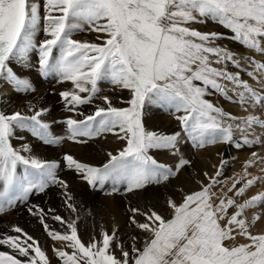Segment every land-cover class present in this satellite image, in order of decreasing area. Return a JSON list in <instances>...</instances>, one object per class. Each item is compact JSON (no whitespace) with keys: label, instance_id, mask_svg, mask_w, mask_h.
<instances>
[{"label":"snow or ice","instance_id":"6c2138e0","mask_svg":"<svg viewBox=\"0 0 264 264\" xmlns=\"http://www.w3.org/2000/svg\"><path fill=\"white\" fill-rule=\"evenodd\" d=\"M209 20L232 35L189 26ZM41 22L46 38L37 46L34 36ZM85 24L97 33L96 41L73 38ZM224 39L264 56V0H0V79L27 89V82L16 77L6 62L10 58L23 61L38 47L41 69L55 72L62 82L73 85L59 93L69 112L93 102L100 80L108 79L114 86L129 90L127 107L113 106L109 97L103 96L105 106L96 105L88 115L77 112L83 119L68 117L64 121L68 139L112 133L126 141L125 146L115 154L109 152L107 162L100 167L69 154L63 161L93 188L112 180L132 192L166 182L190 164L181 158L173 171L149 155L150 149L175 150L181 134L146 131L142 124L145 105L183 112L176 119L194 147L224 143L241 149L261 143L255 135L256 127L264 129L261 116L249 113L236 117L206 98L223 96L245 111L264 108V60L238 56L218 43ZM54 49L59 50V56L53 60ZM241 61L251 70L242 68ZM229 65L238 71H230ZM244 71L262 87H253L243 79ZM30 111L33 114L0 111V212L27 203L31 194L43 193L51 185L64 190V203L75 211L68 184L57 175L59 163L23 155L30 153L29 145L17 149L10 142L16 129L30 130L45 144L59 141L50 135L49 124L42 119L49 110ZM234 131L240 133L239 139ZM257 160L264 161V157L253 152L243 172L229 178L231 186L217 194L213 188L223 184L220 177L228 164L221 158L213 175L204 173L208 182L198 181L199 190L184 194L179 203L167 199L171 218L152 208H131L130 224L146 234L142 248L136 246L137 237L133 236L131 249H126L117 241L116 229L111 234L102 230L101 240L93 237L85 245L75 221H64L49 209L54 221L66 223L67 230L61 233L50 229L43 208L32 205L27 210L39 218L53 241L72 249L69 253L64 247L53 248L62 264H264V233L253 234L245 216L247 209L264 205V191L238 203L252 186L264 183V175L248 171ZM20 165L22 173L18 172ZM259 218L254 215L252 223ZM11 231L15 234L0 233V246L11 250L0 251V264H49L45 251L30 234L16 225ZM238 237L248 243L236 244ZM113 244L120 256L110 251Z\"/></svg>","mask_w":264,"mask_h":264},{"label":"rangeland","instance_id":"374dc122","mask_svg":"<svg viewBox=\"0 0 264 264\" xmlns=\"http://www.w3.org/2000/svg\"><path fill=\"white\" fill-rule=\"evenodd\" d=\"M41 15H43L42 10H41ZM189 26L196 28L200 31H205V32L217 31V32L225 33L227 36L232 35L229 30L223 28L222 26H220L216 23H213L210 20L207 23L202 24V26H201V24H191ZM200 26H201V28H200ZM83 27H84V30L79 31V32H75L73 34V38L80 40V41H89V42L96 41L97 33L93 32V31H89L88 26L86 24ZM44 35L45 34L43 32V22H41L40 28L37 30V32L34 36V41H35L34 43L37 46L45 38ZM85 36L87 37V39L82 40ZM218 43H220L222 46L227 45V47L231 51L236 53L238 56H254L258 60H264V56H261L260 54H256V53L252 52L251 50L243 47L239 43L233 42L230 39H224V40L219 41ZM33 49H31L27 53L25 60L20 61V60L14 59V58L13 59L10 58L9 61H7L6 63H7V66L12 69V71L16 75V77H18L20 80L26 79L27 76L25 74H23L24 73L23 71L26 69L29 72V70L31 69L29 67H30V65L33 64L32 66L36 67V68H33V70H34L33 76H34V79L36 80L35 86H34L33 81L28 80L29 77H27V80H26L28 87H29L27 89H25L23 87L18 88L16 85L12 84L11 82L0 79V111L4 112L6 114H11V113L17 112V111L21 112L22 114H25L23 112L25 109L23 110V108H22L23 105H27V107H28L29 102L37 103L39 101L44 100L46 96L50 95V96H54L55 99L52 97V101H53L54 105L57 107L58 111L65 109V112H67L68 110L65 107L59 93L61 91L70 90L73 87L72 83L70 81H63L62 82L55 72L45 73L39 65V48L35 47ZM33 51L35 52V54ZM55 51H56V49H54L53 55H55ZM29 53L33 54V55L31 54L32 57ZM56 54H57V56L59 55L58 52ZM28 57H29V60H28ZM53 59H55L54 56H53ZM12 60H13V62H12ZM27 60L29 61V63L27 62ZM241 64H242V68L249 70V71L251 70L250 65L244 64L243 61H241ZM25 65H26V68H25ZM229 70L234 71V72L238 71V69H236L235 67H233L231 65H229ZM18 71H21V72L19 73ZM20 74L22 75L21 77H20ZM242 77H243V79L247 80L253 87H256L258 89L260 87H262V85L260 84L259 81L253 80L252 78L247 76L246 71L242 72ZM37 78H38V80H37ZM197 83H199V82H197ZM30 85H31V87H30ZM97 87L99 89V93L93 99V102L89 105L78 106L77 112H82L84 115H88V114L94 112L96 105L105 106L103 104L102 99H101V97H103V96L109 97L113 106H116V107H127L128 106L126 101L129 100L131 98V96L129 95L130 98L129 97L126 98L125 95L128 93L129 90L122 89L118 86H114L110 82V80H108V79L98 81ZM8 89H10V90H8ZM50 92H51V94H50ZM82 95H84V94H82ZM229 95L233 96V99H235V96L233 93L230 92ZM206 98L209 99L210 101H213V102H215L214 99H216V102L218 103V105L220 107H222L226 112H229L233 116H236V117H243L242 116L243 108L241 106H238L237 103H233L232 101L226 99L223 96H219V95H216V96L215 95H209ZM50 105H53V104L51 103ZM31 107H33L32 104H31ZM82 107H83V109H82ZM84 108H85V110H84ZM248 109L249 110L246 111L245 115H248L251 112L252 114H255V115L258 114V116H261L262 119H264V108L257 107L256 110L255 109L252 110L253 108L249 107ZM77 112H76V114H77ZM73 113H75V112H73ZM235 113H237V114H235ZM183 114H184L183 112L174 113V110H169V109H167L165 107H161L160 105H157V104L145 105V107L143 109L142 124H143L146 131H151V132H156V133L166 134V135H172V134H175L178 132L181 134L180 139L178 141V144H176L175 150H173L171 148H169V149H150L149 155L152 154L151 156L154 159H156L158 163L168 165L169 167H171L173 169V171L176 170L175 166L177 163H179L181 158L190 161V164L185 165L184 167H182L179 170L181 173L180 175H179V171H178L175 176L170 177V179L166 182H162L160 184L153 183L152 185H154V189L153 190L151 189L150 195H148L147 191H145L143 193V190L150 189L152 186L151 184L147 185L146 187H144L142 189L134 190V191L129 193V192L125 191V185L124 184H120V183L114 184V182L112 180H108L103 185H98L95 188H93L86 181L82 180L81 176H80L79 179L82 181V183H85L84 184L85 188L87 187L86 189H87V191L88 190L89 191H88V194L87 193L80 194L82 191L78 192V191H76L75 187L73 188V186L68 185L67 190L72 196L71 203L74 205L75 211H72L71 209H69L66 206V204L64 203L63 193L58 190V188H60V187L57 185H51L43 193L31 194L27 203L18 204L15 208H8L7 210L0 212V233L15 234L11 231L12 226L15 224L16 226H19L20 228H22L24 230V232L30 234L38 242V244L40 245L42 250L45 251L46 256L48 258L50 257L49 260H51L52 262L50 261L49 264H62V261L55 255L53 248L54 247L55 248L64 247V250L69 252V253L72 252V249L65 247L59 241H53L51 239V237L48 236V234L45 231L44 227L42 226L39 218L37 216L31 215L28 212L27 209L30 206L38 205L39 207H41L45 210V213H47V215L45 217V222L49 225L50 229H52V230L60 231L61 233H63L67 230V225H66V223L61 224V222H59V221H54L51 218L53 213H49V211H48L49 209H54L55 210L54 214L60 215L64 219V221H67V222L75 221V226H76L77 231H78V237L81 239V241L85 245H87L89 242H91L93 237H95V239L98 241L101 240L102 239V236H101L102 230L111 234L113 232V229H116L115 235L117 237V241L123 243L126 249H129V250L131 249V246L133 243V241H132L133 236L137 237L136 246L138 248H142L146 234L141 233L139 230L135 229L134 226H132L130 224L129 218L132 215V213L130 211L131 208L128 207L124 211H122L121 215L124 217V219L121 221H118L114 218L113 214L108 212V210L101 208L100 206L92 204L88 200V198L91 199V201H95L96 199L100 198L101 196L106 195L105 188L109 187L108 189L114 190L113 195H111V197H113V198L117 197L120 193L122 194L123 191H124L123 194H125L128 198H133L134 199V201H133L134 207H132V208H139L142 211L147 210L149 208H152V209H155L157 211L162 212V214L166 218H171L166 201L170 197L172 199H174L176 202L182 201L183 186H182V180H181L180 176L185 175V177H186L187 175H189V173H192L194 175L193 179H195V178H197V175H198L197 173L201 172V167L204 166V165H198L197 163H199V164L205 163L206 166L209 165V162H204L203 160H201V158L198 157L197 152H200V151L203 152V151L208 150V149L210 151L212 148H215V147L218 149V152L213 153L214 160H211L212 162L215 161V163H216V164H214V167H212V170H214V172H215V168L217 166H219L221 158L228 161V164L225 166V168L222 172V175L220 177V180L223 181V184L213 188L214 192H216L217 194H220L221 193L220 189L226 190L227 187L231 186V180L229 178L234 177L233 176L234 172L238 169L237 165L239 163L251 158V154L253 152L257 153V155H258L264 149V148H262V149L259 148V147H261V144H263L262 141L264 142V139L261 140V143H258L255 145H245L241 149L235 148L234 144L228 145V144H224V143L207 144L203 148L194 147L191 138H189L183 132L179 121L176 119L177 115H183ZM25 115H31V114H25ZM74 119H83V116L77 115L76 118H74ZM59 122H61V121L58 118L57 124L60 127ZM62 122H63V125L66 126V129L68 130L67 125L64 123V120ZM153 125H156L157 126L156 129H160V130H152V127H154ZM163 127H166L167 129L161 130V129H163ZM52 128H53V126L49 127L50 135L53 137H57V135L54 133L57 132V130L59 131V129H57L54 132L52 130ZM256 128H258V127H256ZM15 132L16 133L14 134V136L11 138V141H10L13 147H14L13 143L15 142V139H17L18 134H20V135L25 134V135H27V139H32V140L36 141L37 143L39 142L40 145L39 144L38 145L41 146V148H42V150L40 151L41 157L46 156V151L49 149L56 150L57 151L56 153L58 154V156H56L55 160L57 162H58V160H61L62 165H63L61 167L62 168L64 167L65 169H68L66 167V163L63 161V156L65 154H61V153H64L63 150L59 151L62 143H67V142L70 143L72 141H74V142L83 141L84 143H90V142H98L99 141V142L103 143L104 145H106L108 139H117V136L112 134V133H103V134H101L99 136H95L93 138L77 137L75 140L68 139L69 135L67 134V135H63V136L59 137L60 139L56 144H45L40 138L33 136L30 130L16 129ZM255 135L260 137L259 130L255 131ZM234 137L236 139H239L240 133L234 131ZM249 138L252 139L253 137L250 136ZM79 143H82V142H79ZM191 153L193 155H195V153H196L195 156H196L197 160L199 159V161L194 162L191 159V157L193 158ZM58 157H59V159H58ZM257 161H259V160H257ZM102 165H103V163L100 164L99 166L97 165L96 167H100ZM262 168H264V167L263 166L259 167V165H257V162H256L255 166H252V168H250L253 170V171H251L253 173H251V172L250 173L253 175L256 171V174H254V175H256V176L264 175V172H261ZM74 171L75 170H69V169L67 170L65 175L68 176V179H69V174L71 172H74ZM18 172H20V173L23 172V166L22 165L18 166ZM214 172H213V174H214ZM182 173H184V174H182ZM61 177H63V175ZM64 179L66 180V177H64ZM258 183H257V185H259V186L262 185V183H259V184ZM262 186H264V183ZM263 189H264V187H260L261 191H264ZM61 190H62V188H61ZM140 190H142V192H140ZM90 192L94 193L95 195H92V194L90 195L89 194ZM114 193H115V195H117V194L118 195L115 196ZM133 193L136 195H133ZM229 195H231V193H229ZM132 196H134V197H132ZM83 197H86V198H84L85 200L83 199ZM150 197L152 198V200H155L154 205L149 204V198ZM77 198H79L83 201L82 203H79V205L76 203ZM239 200H238V203L241 202ZM136 202H138V203H136ZM233 211H234V209H233ZM6 218H8V219H6ZM136 218L137 219L139 218L140 220H142V217H140V216H137ZM3 223L5 226L3 225ZM7 223H8V225H7ZM11 224H13V225H11ZM254 226L251 223L250 231L253 234H259L260 230L258 231V229H259L258 223H256V225H254ZM68 231H70V230H68ZM260 233H261V231H260ZM45 238L46 239L50 238L51 248H48L49 244L47 241L45 244V240H46ZM229 243H232V242H229ZM235 243L236 244L248 243V241L244 237H238L237 240L235 241ZM0 251H7V252L11 253V250L7 246H0ZM110 251H113L115 255L120 256V250L115 247V244H113L111 246ZM18 258H20V257H18Z\"/></svg>","mask_w":264,"mask_h":264},{"label":"bare ground","instance_id":"6f19581e","mask_svg":"<svg viewBox=\"0 0 264 264\" xmlns=\"http://www.w3.org/2000/svg\"><path fill=\"white\" fill-rule=\"evenodd\" d=\"M201 26H202V24H201ZM201 26H200V28H201ZM217 26V25H216ZM208 30V29H207ZM78 34V33H77ZM45 36V35H44ZM46 38V37H45ZM44 38V39H45ZM85 39H87V37L85 36L82 40H85ZM35 42V41H34ZM225 44V43H224ZM227 44V43H226ZM227 46V45H226ZM36 48H38V47H36ZM34 50V49H33ZM38 50V49H37ZM36 50V51H37ZM34 52V51H33ZM38 52V51H37ZM58 52V54H59V50L58 49H56V51H55V55H53L54 56V58H56V57H58L57 56V53ZM30 54V53H29ZM32 54V53H31ZM30 54V55H31ZM34 54H35V52H34ZM33 55V54H32ZM32 55H31V57H32ZM34 57V56H33ZM13 59V58H12ZM17 60V59H16ZM25 60V59H24ZM28 60H29V57H28ZM27 60V62L29 63V61ZM34 60V59H33ZM54 60V59H53ZM12 62H13V60H12ZM18 62V61H17ZM25 62V61H24ZM26 63V62H25ZM27 64V63H26ZM14 65V64H13ZM21 65V64H20ZM30 65V64H29ZM33 65V64H32ZM32 65H30V67L29 68H31L30 70H29V72L25 69L23 72V74H25L27 77H29V81H33L34 82V86H35V84H36V80L34 79V76H33V74H34V70H33V68H36V67H33ZM214 66H216V65H214ZM14 68V67H13ZM20 68V67H19ZM25 68H26V65H25ZM38 68V67H37ZM28 69V68H27ZM14 70V69H13ZM20 70V69H19ZM22 70V69H21ZM19 73L21 72V71H18ZM28 73V74H27ZM18 74V73H17ZM24 75V76H25ZM22 75L20 74V77H21ZM27 77H26V79H24L23 81H26L27 80ZM37 80H38V78H37ZM38 82V81H37ZM33 84V83H32ZM39 84V83H38ZM44 85V84H43ZM33 86V85H32ZM47 86V85H46ZM30 87H31V85H30ZM29 88V87H28ZM33 88V87H32ZM37 88V87H36ZM8 90H10V89H8ZM48 90V89H47ZM50 94H51V92H50ZM123 94V93H122ZM5 95V94H4ZM129 95H130V91H128V93L125 95V97L126 98H128L129 97ZM216 96V95H215ZM52 97L54 98V96H50V95H48V96H46L45 97V99L44 100H42V101H39V102H37V103H33V102H29V106L27 107V105H23L22 106V108H23V112L25 113V114H33V112L32 111H30V108L31 109H35V110H39V109H41V108H47L49 111L48 112H46L44 115H43V119H44V121L46 122V123H48L49 124V127L51 126H53V128H52V130L55 132L57 129H59V131L57 130V132H55L54 134H56L57 135V137L59 138V137H61V136H63V135H69V132H68V130L66 129V126H64L63 125V120L65 121V119L66 118H68V117H74V118H76V116H77V114H76V112L75 113H73V112H65V109L64 110H59L58 111V109H57V107L54 105V103H53V101H52ZM3 98V97H2ZM130 98V97H129ZM5 99V98H4ZM55 99V98H54ZM215 100V102H213L214 104H217L218 105V103L216 102V99H214ZM219 100V99H218ZM220 102V101H219ZM53 104V105H50V104ZM31 104L33 105V107H31ZM220 104V103H219ZM238 104V106H240V104L239 103H237ZM11 105V104H10ZM25 106V107H24ZM219 106V105H218ZM10 107V106H9ZM21 108V109H22ZM82 109H83V107H82ZM87 109V108H86ZM233 109V108H232ZM256 110V108H253L252 110ZM84 110H85V108H84ZM249 110V109H248ZM238 111V110H237ZM241 111V110H240ZM243 111H244V109H243ZM242 111V116H246L245 114H246V111H244L243 112ZM251 113V112H250ZM258 113V112H257ZM235 114H237V113H235ZM248 114V113H247ZM258 115V114H257ZM58 118H59V120L61 121V122H59L60 123V127H59V125L57 124L58 123ZM262 118V117H261ZM148 121V120H147ZM150 123V122H149ZM151 124V123H150ZM63 125V126H62ZM154 127H152V130H160V129H156V125H153ZM165 129H167L166 127H163V129H161V130H165ZM259 130V135H260V137H261V140L262 139H264V129H261V128H256L255 129V131H258ZM16 133V132H15ZM55 135V136H56ZM101 137V136H100ZM99 137V138H100ZM262 143L263 144H261V147H259L260 149H262V148H264V142L262 141ZM24 144H27V145H29V147H30V153L29 152H24V153H22L23 155H34V156H36V157H38V158H40V159H43V160H49V161H52V160H55V158H56V156H58V154L56 153L57 151L56 150H53V149H49V150H47L46 151V156H44V157H41V155H40V151L42 150V148H41V146H39L40 144H39V142L37 143L36 141H34V140H32V139H27V135H25V134H18V137H17V139H15V142L13 143V145H14V147L15 148H17V149H19V148H21V146L22 145H24ZM39 144V145H38ZM125 144H126V141H123V140H118V139H108V141H107V143H106V145H104L103 143H101V142H90V143H84V142H82V143H79V142H74V141H72V142H70V143H62V145H61V148L59 149V151L60 150H63L64 151V153H61V154H69V155H72L75 159H77L78 161H80V162H82V163H86V164H89V165H91V166H99L100 164H104V163H106L107 162V160H108V153L109 152H111V153H113V154H115L119 149H121L122 147H124L125 146ZM178 144V143H177ZM220 146V145H219ZM225 146V145H224ZM189 147V146H188ZM222 147V146H221ZM220 147V148H221ZM187 148V147H186ZM264 150V149H263ZM261 151L259 154H258V156H260V157H264V151ZM209 149L208 150H205V151H203V152H197L198 154V157L199 158H201V160H203L204 162H209V165L208 166H206L205 165V163H203V164H199V163H197L198 165H204L203 167H201V172L200 173H197L198 175H197V178H195V179H193V174L192 173H189V175H187L186 177H185V175L184 176H180L181 177V180H182V186H183V192H182V195H184V194H186V193H191V192H193V191H197L198 189H200V184L198 183V181H203L204 183H207L208 181H207V179L205 178V176H204V173L205 172H207L210 176L213 174V172H214V170H212V167H214V164H216L215 163V161L214 162H212L211 160H214V157H213V153H216V152H218V149L215 147V148H212L209 152ZM258 151V150H257ZM185 153V152H184ZM40 155V156H39ZM152 155V154H151ZM191 155L193 156V158L191 157V159L194 161V162H197V161H199V159L197 160V158H196V153H195V155H193L192 153H191ZM217 156V155H216ZM156 158V157H155ZM216 158V157H215ZM58 159H59V157H58ZM161 160V159H160ZM56 161V160H55ZM177 161V160H176ZM247 160H245V161H243V162H241V163H239L238 165H237V170L234 172V175L233 176H235L236 174H238V173H242V171L244 170V165H245V163L244 162H246ZM219 162V161H218ZM58 163H59V167H58V171H57V175H58V177L60 178V179H62V180H64V181H66L67 182V184L69 185V186H73V188L75 187V189H76V191H78V192H81L80 194H85V193H87L88 194V191H87V187L85 188V183H82V181L79 179L80 178V174H78V173H76L75 171L74 172H71L70 174H69V179H68V176L67 175H65L66 174V172H67V170L68 169H65L64 167V169L61 167V166H63L62 165V162H61V160H58ZM237 163V162H236ZM257 165H259V167L261 166H263L264 167V161H257ZM255 166V165H254ZM200 167V166H199ZM250 168H252V167H250ZM250 168H248V171L249 172H251V171H253L252 169H250ZM257 168V167H256ZM256 170V169H255ZM183 172V171H182ZM195 173V172H194ZM251 173H253V172H251ZM181 173H180V171H179V175H180ZM182 174H184V173H182ZM196 174V173H195ZM254 174H256V171H255V173ZM253 174V175H254ZM259 174V173H258ZM63 175V177H61ZM65 175V176H64ZM64 177H66V180L64 179ZM83 180V179H82ZM260 183V182H259ZM258 183V184H259ZM109 184V183H108ZM120 184H122V183H120ZM152 185V184H151ZM262 185H263V183H262ZM259 186V185H254V186H252L247 192H246V194H245V197H242L239 201H241L240 203H242L243 202V199H247V198H249V197H251L252 195H254V194H256V193H258V192H261V190H260V187H264V186ZM111 186V185H110ZM156 186V185H155ZM158 186V185H157ZM121 187V186H120ZM107 188V189H106ZM105 188V193H106V195H103V196H101L100 198H98V199H96L95 201H91V199H89L88 198V200L92 203V204H94V205H97V206H100L101 208H104V209H106V210H108V212L109 213H111V214H113V216H114V218L116 219V220H118V221H121V220H123L124 219V217L121 215V212L122 211H124L126 208H132V207H134V199L133 198H128L125 194H123L124 193V191H123V193L121 194H117V195H115V193H114V195L115 196H117V197H115V198H113V197H111V195H113V189H108L109 187H106ZM114 188V187H113ZM119 188V187H118ZM150 188V187H149ZM157 188V187H156ZM115 189V188H114ZM151 189L153 190L154 189V185H152L151 186V188L150 189H147V190H143V193L145 192V191H147L148 192V195H150L151 194ZM227 189V188H226ZM58 190L60 191V192H62L63 193V189L61 190V187L60 188H58ZM102 190V189H101ZM264 190V189H263ZM220 191H222L221 189H220ZM93 192V191H92ZM92 192H90L89 194L91 195H95L94 193H92ZM103 192V191H102ZM140 192H142V190H140ZM130 193V192H129ZM136 193V192H135ZM138 193V192H137ZM98 194V193H97ZM101 194V193H100ZM133 195H136V194H134L133 193ZM79 197V196H78ZM131 197V196H130ZM132 197H134V196H132ZM136 197V196H135ZM84 198H86V197H83V199ZM137 199V198H136ZM77 201H76V203L79 205V203H82L83 201L81 200V199H79V198H77L76 199ZM85 200V199H84ZM89 202V203H90ZM141 202V201H140ZM154 202H155V200H152V198L150 197L149 198V204H151V205H154ZM179 202V201H178ZM177 202V203H178ZM136 203H138V202H136ZM156 205V204H155ZM144 206V205H143ZM147 206V205H146ZM148 207V206H147ZM147 209V208H146ZM254 215H259V219L258 220H256L254 223H252V218H253V216ZM245 216H246V218L248 219V221L250 222V224L252 223L253 224V226L254 225H256V223H258V226H259V229H258V231L260 230L261 231V233H264V205H261V206H257V207H254V208H250V209H247L246 211H245ZM20 217V216H19ZM17 218V217H16ZM21 218V217H20ZM6 219H8V218H6ZM139 219V218H138ZM3 222V221H2ZM8 222V221H7ZM10 222V221H9ZM3 225H4V223H3ZM2 225V226H3ZM7 225H8V223H7ZM11 225H13V224H11ZM15 225V224H14ZM5 226V225H4ZM255 227V226H254ZM256 228V227H255ZM5 229V228H4ZM260 231H259V233H260ZM46 239V238H45ZM46 241L48 242V244H49V247L48 248H51V243H50V238H48V239H46L45 240V244H46ZM44 244V245H45ZM55 256V255H54ZM56 258V257H55ZM54 258V259H55ZM48 259H50V257L48 258ZM51 260H49V262H50ZM56 261V260H55ZM52 262V261H51Z\"/></svg>","mask_w":264,"mask_h":264}]
</instances>
